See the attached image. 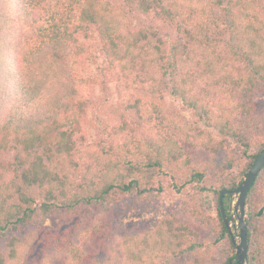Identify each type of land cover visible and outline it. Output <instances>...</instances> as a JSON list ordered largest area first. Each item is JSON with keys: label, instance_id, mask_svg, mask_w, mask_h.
I'll return each instance as SVG.
<instances>
[{"label": "trees", "instance_id": "trees-1", "mask_svg": "<svg viewBox=\"0 0 264 264\" xmlns=\"http://www.w3.org/2000/svg\"><path fill=\"white\" fill-rule=\"evenodd\" d=\"M131 13L153 24L135 27ZM158 22L174 32L169 45ZM94 33L104 69L85 41ZM225 33L228 56L218 48ZM107 80L141 94L124 99L135 119L123 116L94 149L85 145L86 92ZM163 92L198 121L167 117L156 103ZM263 93L264 0H0V264H166L187 254L176 264H208L198 253L218 244L215 264H235L220 194L264 150V110L254 104ZM167 177L180 192L196 183L193 201L154 228L108 231L114 202L162 192ZM205 191L217 196V217ZM231 202L225 195L229 220ZM246 204L250 264H264V169ZM50 216L77 220L53 231Z\"/></svg>", "mask_w": 264, "mask_h": 264}, {"label": "rangeland", "instance_id": "rangeland-1", "mask_svg": "<svg viewBox=\"0 0 264 264\" xmlns=\"http://www.w3.org/2000/svg\"><path fill=\"white\" fill-rule=\"evenodd\" d=\"M130 17L135 27L153 24L148 18L141 14L131 13ZM154 25L162 32L166 44L169 45L170 41L174 37V32H172L170 28L165 27L161 22L154 23ZM85 41L93 47L97 56L98 66L101 69H104L107 65L106 59L101 50L100 42L96 33L93 34L91 39H87ZM227 41L228 35L225 33L221 36V40L218 42V48L225 56L229 55ZM89 71L91 73H98L95 65H90ZM90 90L91 91H87L86 93L90 97L91 106L83 123L84 129H86L85 145L94 149H99L102 144L106 143L110 139L113 127L122 120L123 116L126 115L130 121L135 119L134 112L127 111L125 109L124 99L136 97L141 94V91L134 88H128L123 92L119 91L113 81L107 82L105 87L100 84L93 85ZM146 93L147 92L143 89L142 94ZM163 93L164 98L156 103H159L167 117L182 116L191 123L198 121V116L193 109L186 107L179 98L171 96L168 92ZM254 104L257 111L264 110V93L254 98ZM4 109L6 111L7 106H5ZM165 129V132H168L170 135L172 134L178 138L181 137L179 130L170 127H166ZM232 147L234 146L232 145ZM204 155L206 154L204 153ZM11 158L12 154H7L6 160H10ZM210 182L211 181L209 180L208 183ZM164 183L165 189L162 192L156 191L154 192L155 194L151 196L147 193L143 195H139L138 193H128L121 200L114 202L112 206V214L109 219L110 228L108 231L110 230V233L125 234L132 231L154 228L159 220H161L171 210L179 207L180 203L183 202L184 199L189 198V200L193 201L196 187L198 186H196V183L192 186V188L195 187V189H192L190 186L188 190H184L183 192H180L177 188L173 187V184L169 181L168 177ZM202 197V202L205 208L210 206L211 215L217 217V196L205 191L202 194ZM236 198L237 196L232 199L231 204H234ZM262 206H264V204ZM247 211L248 206L246 205V214ZM85 217L89 220L92 218V215H86L85 213L84 218ZM76 220L77 218L74 221ZM73 223L70 224V226L73 225ZM237 225L238 219L236 217V220L233 222V228ZM45 226L53 231H63V229L70 227L65 221L55 216H50L46 220ZM4 242V237L0 235V249L4 245ZM40 247L41 244H37L35 247L36 251H38ZM222 248V244L209 246L202 252L198 253V255H202L204 257V262L208 264H215ZM193 257L194 255L187 254L183 257L174 259L164 258L163 262L166 264L183 263ZM248 264H250L249 254Z\"/></svg>", "mask_w": 264, "mask_h": 264}, {"label": "water", "instance_id": "water-1", "mask_svg": "<svg viewBox=\"0 0 264 264\" xmlns=\"http://www.w3.org/2000/svg\"><path fill=\"white\" fill-rule=\"evenodd\" d=\"M264 169V150L258 155L256 160L251 166L246 177L242 180L240 185L234 189L228 190L225 189L220 194V205L223 214V218L228 228L233 243L236 247L235 253V264H248V251H249V230H248V221L246 214V201L248 194L259 175ZM230 194L233 199L237 196L234 204H231V217L229 220L227 212L224 205L225 195ZM264 212V206L259 210L258 215L261 216ZM238 219V225L233 228V222ZM239 238V240H238Z\"/></svg>", "mask_w": 264, "mask_h": 264}]
</instances>
